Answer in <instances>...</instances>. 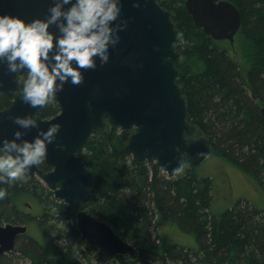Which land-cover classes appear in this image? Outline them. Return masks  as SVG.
I'll return each instance as SVG.
<instances>
[{"label":"trees","instance_id":"trees-1","mask_svg":"<svg viewBox=\"0 0 264 264\" xmlns=\"http://www.w3.org/2000/svg\"><path fill=\"white\" fill-rule=\"evenodd\" d=\"M229 1L241 16L233 40L243 47L246 77L232 56L230 41L216 40L197 26L185 0H158L183 33L175 49L184 55L177 68L188 99L189 121L208 136L211 154L240 168L264 192V119L260 112L264 105V0ZM26 76L27 70L19 77L20 89ZM10 103L0 92V108ZM58 111L52 102L40 115L49 118ZM132 131L110 126L105 133L96 128L77 153L95 178L88 209L110 222L138 250L136 258L118 256L115 263L264 264V208L242 201L220 215L212 213V179L193 170L171 181L154 161L133 159L124 148ZM38 166L48 168L44 161ZM0 189L7 192L0 199V222L34 223L40 234L39 238L27 233L19 236L13 252L0 256V264H20L18 260L23 264H98L91 256H87L89 262L78 259L75 250L61 241L69 234L65 230L61 234L60 222L77 234L73 223L80 204L55 198L51 189L28 173L24 181L0 183ZM26 206L36 214L25 211ZM159 222H174L194 237L195 246L166 241L158 232Z\"/></svg>","mask_w":264,"mask_h":264},{"label":"water","instance_id":"water-1","mask_svg":"<svg viewBox=\"0 0 264 264\" xmlns=\"http://www.w3.org/2000/svg\"><path fill=\"white\" fill-rule=\"evenodd\" d=\"M54 0H0V14L19 16L26 22L45 19ZM138 2L139 7H133ZM185 8L193 22L216 40L233 41L241 25L237 7L229 0H185ZM65 7H68L67 5ZM120 20L126 27L118 33L120 40L109 48V60L95 70L84 71L81 85L65 83L53 102L59 112L49 118L40 115L42 108H32L21 101L20 73H9L0 64V92L11 99L0 108V138L33 140L38 129L25 130L10 117L33 115L39 129L51 124L60 129L53 143L47 145L44 162L51 167L43 171L37 165L26 173L36 174L66 204H80L76 226L81 238L96 246L95 261L113 264L118 256L134 259L138 250L107 220L96 217L88 209L94 174L78 158L94 131L108 132L110 126L122 130L133 128L124 146L135 160L154 161L171 181L185 177L204 163L212 153V145L203 130L189 121L188 99L179 82L177 64L184 55L175 49L183 33L169 10L158 0H120ZM119 22V21H117ZM49 31L59 35L55 26ZM75 66V65H74ZM264 119V105L260 107ZM2 146V145H0ZM180 171H176L177 168ZM25 223H0V256L11 252Z\"/></svg>","mask_w":264,"mask_h":264},{"label":"clouds","instance_id":"clouds-1","mask_svg":"<svg viewBox=\"0 0 264 264\" xmlns=\"http://www.w3.org/2000/svg\"><path fill=\"white\" fill-rule=\"evenodd\" d=\"M139 6L133 3V7ZM120 15V0H54L45 19L29 22L0 14V64H6L9 73L27 70L17 93L21 101L32 108L45 107L65 83L84 82L81 69L95 70L97 58L99 66L106 64L109 48H115L118 33L126 27ZM50 26H55L59 35L49 31ZM10 118L20 128H36L38 133L31 141L23 139L20 130L14 132L13 139L0 138V183L9 185L24 181L27 170L45 159L47 145L53 143L60 129L59 124L39 129L31 114ZM6 195V190L0 189V199Z\"/></svg>","mask_w":264,"mask_h":264},{"label":"rangeland","instance_id":"rangeland-1","mask_svg":"<svg viewBox=\"0 0 264 264\" xmlns=\"http://www.w3.org/2000/svg\"><path fill=\"white\" fill-rule=\"evenodd\" d=\"M232 56L240 67L242 75L246 77L247 72V61L245 58V53L243 47L237 40L230 42ZM195 172L199 176H208L212 179V189H211V212L220 215L227 208H231L237 202L248 201L258 208H264V192L262 188L245 174L240 168L231 164L229 161L220 158L215 154H211L209 158L197 166ZM248 176V177H247ZM27 207V206H26ZM28 213L36 214L34 208L27 207ZM56 216L61 220V216L56 214ZM58 226L64 233L69 234L66 238L62 239L63 244L70 245L71 250H75L78 254V259L83 262H89L87 256H91V261L95 262L94 254L96 249H92L91 244H88L86 240L81 238L80 232L77 230L76 219L74 220V229L77 234L73 232L72 227ZM27 234L36 238L40 237L39 231L35 224H28ZM160 237H163L166 241L180 244L184 247L195 246L194 237L186 232L181 231L174 222L158 223ZM13 252V251H12ZM10 253V252H8ZM6 253V254H8ZM15 255V254H14ZM9 256V255H8ZM15 259L16 255L13 256ZM20 264L23 262L18 260ZM111 264V263H110ZM113 264H120L119 262Z\"/></svg>","mask_w":264,"mask_h":264},{"label":"flooded vegetation","instance_id":"flooded-vegetation-1","mask_svg":"<svg viewBox=\"0 0 264 264\" xmlns=\"http://www.w3.org/2000/svg\"><path fill=\"white\" fill-rule=\"evenodd\" d=\"M5 108V107H4ZM59 112V111H58ZM57 112V113H58ZM78 156V155H77ZM44 161V160H43ZM45 163V162H44ZM46 164V163H45ZM47 165V164H46ZM38 166V165H37ZM48 166V168L46 169V170H44L43 168H41L43 171H47V170H50L51 169V167L49 166V165H47ZM39 167V166H38ZM40 168V167H39ZM30 175V174H29ZM34 176H36L38 179H40L36 174H33ZM41 180V179H40ZM42 181V180H41ZM43 182V181H42ZM44 183V182H43ZM45 184V183H44ZM46 185V184H45ZM47 186V185H46ZM48 187V186H47ZM49 188V187H48ZM50 189V188H49ZM0 223H6V222H0ZM13 223V222H12ZM21 223H23V222H21ZM26 224V223H25ZM27 230H28V226H27ZM25 234V233H24ZM21 235H23V234H21ZM20 235V236H21Z\"/></svg>","mask_w":264,"mask_h":264},{"label":"bare ground","instance_id":"bare-ground-1","mask_svg":"<svg viewBox=\"0 0 264 264\" xmlns=\"http://www.w3.org/2000/svg\"><path fill=\"white\" fill-rule=\"evenodd\" d=\"M248 177V176H247ZM99 264V263H98Z\"/></svg>","mask_w":264,"mask_h":264}]
</instances>
